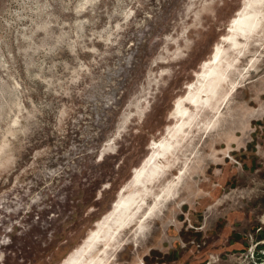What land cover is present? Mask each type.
Returning a JSON list of instances; mask_svg holds the SVG:
<instances>
[{"label":"rangeland","instance_id":"obj_1","mask_svg":"<svg viewBox=\"0 0 264 264\" xmlns=\"http://www.w3.org/2000/svg\"><path fill=\"white\" fill-rule=\"evenodd\" d=\"M242 2L0 0V264L80 248Z\"/></svg>","mask_w":264,"mask_h":264},{"label":"water","instance_id":"obj_2","mask_svg":"<svg viewBox=\"0 0 264 264\" xmlns=\"http://www.w3.org/2000/svg\"><path fill=\"white\" fill-rule=\"evenodd\" d=\"M171 113L61 264H264V0H243Z\"/></svg>","mask_w":264,"mask_h":264}]
</instances>
